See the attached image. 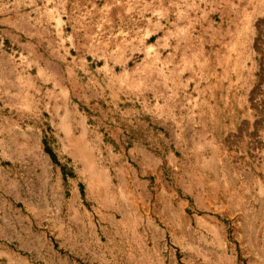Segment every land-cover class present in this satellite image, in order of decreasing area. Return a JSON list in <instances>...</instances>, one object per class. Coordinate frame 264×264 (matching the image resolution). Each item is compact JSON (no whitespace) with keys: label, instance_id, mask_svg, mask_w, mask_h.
I'll use <instances>...</instances> for the list:
<instances>
[{"label":"rangeland","instance_id":"374dc122","mask_svg":"<svg viewBox=\"0 0 264 264\" xmlns=\"http://www.w3.org/2000/svg\"><path fill=\"white\" fill-rule=\"evenodd\" d=\"M252 1L0 0V264H264Z\"/></svg>","mask_w":264,"mask_h":264},{"label":"crops","instance_id":"0c3cea01","mask_svg":"<svg viewBox=\"0 0 264 264\" xmlns=\"http://www.w3.org/2000/svg\"><path fill=\"white\" fill-rule=\"evenodd\" d=\"M252 5L250 7L251 13L256 11V8L253 6L252 0H216V8L215 12L218 13L221 17L230 20V21H242L243 19H246L248 16V8L247 5ZM178 16L177 18H181V14L184 13L183 10L179 9L181 6V3L178 1ZM219 6L222 8L220 9ZM242 73H240V76L242 77Z\"/></svg>","mask_w":264,"mask_h":264}]
</instances>
